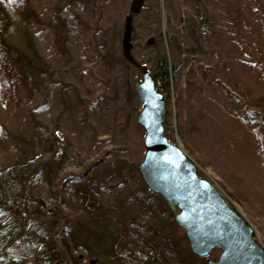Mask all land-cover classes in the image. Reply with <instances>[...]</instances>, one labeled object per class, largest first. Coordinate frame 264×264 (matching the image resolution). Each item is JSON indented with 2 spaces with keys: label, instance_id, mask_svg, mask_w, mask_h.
Returning <instances> with one entry per match:
<instances>
[{
  "label": "rangeland",
  "instance_id": "374dc122",
  "mask_svg": "<svg viewBox=\"0 0 264 264\" xmlns=\"http://www.w3.org/2000/svg\"><path fill=\"white\" fill-rule=\"evenodd\" d=\"M133 1L127 0L120 10L117 42L109 31L85 32L73 26L71 11L81 0H0V31L16 51L24 79L21 93L14 92V100L8 102L2 85L10 91L14 85L0 76V264H46L41 248L31 242V227L12 228L22 219L39 224L33 227L39 239L62 247L66 264H89L99 256L108 258L102 264H131L121 253L106 255L98 236L110 225L97 215L110 210L112 217L124 216L123 188L136 195L140 190L134 181L145 148L134 80L140 66L152 71L147 58L156 49L147 48L146 42L161 37L165 46L166 39H173L180 51L174 58L178 68L171 91H161L168 109L165 133L195 163L198 175L242 214L264 248V134H257L256 126L244 119L246 111L258 122L264 112V0H148L146 5L158 4V15L133 14L137 38L132 64L137 70L130 64L124 69L117 60L105 66L94 44L105 37L115 50L118 43V59H124L122 25ZM46 21L49 28L43 26ZM158 26L159 40L153 31ZM249 53L258 57L256 64ZM105 123H113L109 132L104 131ZM215 131L233 137L236 155H221L207 146L206 136ZM125 158L140 159L136 169L123 164ZM117 160L129 170L128 182L120 186L109 182L119 176ZM71 175L83 176L76 184ZM140 223L149 225L145 219ZM11 229L17 230L16 236ZM57 231L62 236H56ZM175 235L174 253L157 251L162 261L206 264V258L191 251L189 257L184 231ZM220 253L215 249L208 258L217 259Z\"/></svg>",
  "mask_w": 264,
  "mask_h": 264
},
{
  "label": "trees",
  "instance_id": "16d2710c",
  "mask_svg": "<svg viewBox=\"0 0 264 264\" xmlns=\"http://www.w3.org/2000/svg\"><path fill=\"white\" fill-rule=\"evenodd\" d=\"M69 2H73L76 0H68ZM82 3L79 5L76 11H71L72 17H73V26H79L81 29H84L85 32L88 31H95V30H101L104 32H101V34L105 32H110L111 36L110 39H115L117 42L120 40L121 35V29L119 26V20H120V10L127 7V0H81ZM146 1L141 4V13H155L158 15L157 8L158 4H152V5H146ZM259 1V0H257ZM154 2L153 0L151 1ZM132 3H130L129 10H131ZM155 8V10H153ZM58 9L56 6L54 8ZM135 13L136 16L140 15L141 13ZM76 13L77 15H75ZM38 18V16L36 17ZM147 20V18H146ZM86 21V23H85ZM160 22V21H159ZM158 23V22H157ZM99 26L95 27V26ZM45 28H49V22L46 21V23L43 24ZM44 28V29H45ZM43 29V33H44ZM206 30V29H205ZM155 33H157L158 38H155L159 40V36H162L160 26L155 28L153 30ZM49 30L46 31L45 34H48ZM106 35V34H104ZM33 41L35 39V36L31 38ZM173 39H166V46L163 43L162 37L160 38V41L156 42L154 39L151 41L146 42L147 48L153 49L155 52H151L147 60L149 61V64H152V75L155 78L156 85L160 91L163 93H170L173 78L175 77V74L177 72L178 68V57L180 56V51L176 49V46L172 44ZM152 43L154 44L152 46ZM95 50L97 51V55L99 58L102 57V60L104 61V65L107 66L106 62H112L116 60L118 63L121 64V66L126 67L127 64L131 65V68L136 69L137 65H134L132 63L127 62L125 59L121 58V61L118 59L119 55V44L117 43L115 50H112L111 45L109 43V40L105 37L100 38V41L97 42V45L94 44ZM180 46V44L178 45ZM170 47V48H169ZM150 49V50H151ZM249 49L244 48L243 51H248ZM172 53L170 55L169 53ZM115 53V54H114ZM251 57V60L253 64H256L255 62L258 61V57L254 54L249 53L248 54ZM106 58V60H104ZM174 58H177L176 60ZM174 59V61H172ZM35 65H31L33 68ZM19 67L17 65V56L16 51L13 49V46L11 43H9L8 37L3 32V29L0 31V76L4 79V82H8L9 84L14 85V90L10 91L8 87L3 83L2 95L5 97V99L8 102H11L14 100V92L21 93L20 83L24 80L22 77H20V72L18 71ZM125 69V68H124ZM123 69V70H124ZM137 70V69H136ZM16 95V94H15ZM20 95V94H19ZM19 98V97H18ZM108 99V98H107ZM106 100V99H105ZM111 101V99H110ZM125 103V101H124ZM23 104L22 101L18 102L17 105L21 106ZM112 104V102H111ZM258 117V122L255 120L254 116L251 115L249 112L247 113L245 111L244 119L246 118L248 122L252 125H255L256 128L254 131H256L257 134H261L263 132L264 134V112L260 111ZM257 113V112H255ZM112 124L105 123L104 131H110L112 129ZM238 131V128H235ZM206 138L210 139L208 147L215 148L217 151L222 152L221 155H236L237 152L234 151L235 148V142L232 136L225 135L223 132L219 131L216 132L214 135L206 136ZM243 139L241 138L240 142H242ZM201 145V144H200ZM243 151V150H242ZM224 152V154H223ZM122 160V159H121ZM140 160V159H139ZM139 160L136 159V161H129V159L125 158V161L123 160V164L128 163L130 167L133 169H136L138 166L137 163H139ZM115 162V168H117V172L119 176L114 177L109 182L111 184H115L116 186H120V184H123L126 181V178L129 174L126 170L123 169L122 164H120V160L114 161ZM137 165V166H136ZM94 167V165L91 166V168ZM135 171V170H134ZM138 171H136V180L134 182H137L138 185H140V190L138 191V194L132 193L131 189L128 187L123 188L124 194L127 196V198L124 199L123 207L125 210L124 216H118V217H112L115 216L110 213L109 214H103L98 213V218H101L105 225H110V230L107 232H103V234H100L98 238H101V241L103 243L104 247H107L106 255H113L116 257L117 253H121L124 255L125 259L128 261V263L131 264H166L165 261H162V259L159 258V255H157V251L163 252L164 250H170L172 253L173 251H176L178 248V245L176 244V241L178 240L176 235L183 232V229H181L174 221L172 213L169 211L166 202L164 199L156 194L151 193L146 186L144 185L141 177L139 174H137ZM83 175L80 176H74L71 175V179L74 183H78ZM122 176V177H121ZM69 180V179H68ZM68 180L65 182V184H68ZM71 181V180H70ZM112 186V187H116ZM79 187H76V189ZM117 188V187H116ZM134 192V191H133ZM136 195V196H133ZM120 200V199H117ZM95 201H90L91 203H95ZM126 201H129V203H126ZM114 203H116V199L114 200ZM3 209V206L0 205V213ZM0 215V219H1ZM141 219H145L146 222H148V226L140 223ZM2 220H0L1 224ZM15 222L12 225V228L18 229L20 226H28V228L31 230L29 235L31 237V242L36 247L41 248V256L44 259V262L46 264H66V256L65 251L63 252L62 247L58 245V243L51 242L47 239H39V234L34 226L37 225L39 227V224L29 225V222L25 223V219H22L21 223ZM64 228H60V231H63ZM17 230L11 229V235H17ZM165 236V237H162ZM14 236V237H15ZM36 236V237H34ZM56 236H62L58 233H56ZM184 238V237H183ZM44 240L45 244L41 245V241ZM180 242V241H179ZM3 241L1 240V244ZM179 244V243H178ZM189 257H191L190 249H188ZM177 253V252H176ZM84 254V253H82ZM65 256V258H64ZM178 257V255H177ZM105 258V260H104ZM108 260L106 256L104 257H96L93 260L90 261V263L93 264H102V262H105ZM139 260V261H138ZM181 260V259H180ZM138 261V262H137ZM156 261V262H155ZM180 262V261H179ZM184 262V260H182ZM181 262V263H182ZM89 263V264H90ZM184 264V263H182Z\"/></svg>",
  "mask_w": 264,
  "mask_h": 264
},
{
  "label": "water",
  "instance_id": "95a60500",
  "mask_svg": "<svg viewBox=\"0 0 264 264\" xmlns=\"http://www.w3.org/2000/svg\"><path fill=\"white\" fill-rule=\"evenodd\" d=\"M143 2L133 1L122 25L121 52L131 63L137 38L133 13L141 10ZM197 13L201 18L199 9ZM134 88L142 105L137 122L144 130L145 148L138 173L146 188L164 199L192 254L206 258V264H264V248L254 239L251 225L210 181L198 175L195 163L167 137L165 95L147 66H140ZM215 249H221L217 259L208 258Z\"/></svg>",
  "mask_w": 264,
  "mask_h": 264
}]
</instances>
